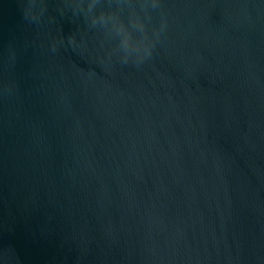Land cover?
I'll use <instances>...</instances> for the list:
<instances>
[{
    "label": "water",
    "instance_id": "1",
    "mask_svg": "<svg viewBox=\"0 0 264 264\" xmlns=\"http://www.w3.org/2000/svg\"><path fill=\"white\" fill-rule=\"evenodd\" d=\"M0 264H264V0H0Z\"/></svg>",
    "mask_w": 264,
    "mask_h": 264
},
{
    "label": "clouds",
    "instance_id": "2",
    "mask_svg": "<svg viewBox=\"0 0 264 264\" xmlns=\"http://www.w3.org/2000/svg\"><path fill=\"white\" fill-rule=\"evenodd\" d=\"M26 8L31 9V5H27Z\"/></svg>",
    "mask_w": 264,
    "mask_h": 264
}]
</instances>
